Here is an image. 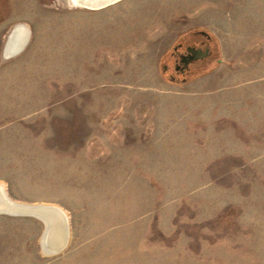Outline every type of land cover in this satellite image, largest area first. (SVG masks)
Wrapping results in <instances>:
<instances>
[{
	"label": "rangeland",
	"instance_id": "1",
	"mask_svg": "<svg viewBox=\"0 0 264 264\" xmlns=\"http://www.w3.org/2000/svg\"><path fill=\"white\" fill-rule=\"evenodd\" d=\"M240 1L0 0V184L70 230L46 256L40 220L0 214V264H264V92L229 91L261 83L264 54L232 63L213 36L264 13ZM201 32L212 54L172 83L169 53Z\"/></svg>",
	"mask_w": 264,
	"mask_h": 264
},
{
	"label": "crops",
	"instance_id": "2",
	"mask_svg": "<svg viewBox=\"0 0 264 264\" xmlns=\"http://www.w3.org/2000/svg\"><path fill=\"white\" fill-rule=\"evenodd\" d=\"M233 1L236 2L237 0H229V2H233ZM243 1L249 2L253 6H255L254 4H258V6L260 5L262 6L264 4V0H241L240 4ZM237 9H240V8H236V10ZM246 13L247 12H245L244 15L243 13L236 14L237 16H239L238 19L241 20V23L234 25L230 22L228 25H226L230 28L229 35H227V38H226V34H222L221 31L215 28L216 25H214L213 36L215 37V39L218 41L220 45V52H221L220 54L223 56L225 54L226 60L227 58L229 60L232 59V63H234L233 61H238L242 58L244 59L249 58L248 55L250 53H261V54L263 53L264 54V13L262 11L260 12L259 9L252 10L250 14H246ZM249 19L250 21H247ZM253 40L254 42H252ZM253 43H256L255 47H250V45ZM242 44H245V46H242ZM226 45H228V48ZM232 52L234 55L232 54ZM252 67L253 66H251L250 64L249 65L245 64V66L236 67V68H238L239 71L244 72L243 75H246V74L252 75L253 73ZM257 76H260L259 81H261V83L253 82L254 79H251L252 81L247 80V82L243 84H235L234 88H230L229 91L235 92L238 90H241V91L246 90V91L264 92V71H262L261 73L258 72ZM229 83L228 84L223 83V84L230 86ZM257 86H260V87H257ZM222 90L223 88L217 89V91L219 92ZM258 105L259 104H256V106ZM261 106L264 107V104L262 103ZM245 107L247 106L245 105ZM229 114H230L229 116H231V112ZM261 122L264 123V119H262Z\"/></svg>",
	"mask_w": 264,
	"mask_h": 264
},
{
	"label": "water",
	"instance_id": "3",
	"mask_svg": "<svg viewBox=\"0 0 264 264\" xmlns=\"http://www.w3.org/2000/svg\"><path fill=\"white\" fill-rule=\"evenodd\" d=\"M72 1L73 3L81 5L83 7L101 9L109 5L115 4L121 0H72ZM17 28L18 27L14 29V31L12 32V34L10 35L8 39L5 53H6V50L8 49V46H12V44L16 40V36H17L16 29ZM27 41L28 39L24 42L25 43L24 46L21 47L17 52H13L11 54L8 53L6 55L13 56V55L19 54L26 46ZM193 51L194 50L189 51V53L193 56L191 58V61L203 59L209 54V50H207L203 55H199L198 51H195V52ZM13 203L20 204L14 201ZM21 205H23L22 208H19L16 212H11L9 210H1L0 214H8V215H14V216L15 215L32 216L40 220L44 225V233L40 241L42 253L46 256H54V255L61 253L67 247L69 243V239H70V234H68V236L66 235L65 237H63L61 241L59 240L60 232L66 233L67 228L69 227V225L67 227L64 221L62 220V218H60V216L62 217L63 215L67 216L64 213V211L56 206L46 205V204H35V205L21 204Z\"/></svg>",
	"mask_w": 264,
	"mask_h": 264
},
{
	"label": "flooded vegetation",
	"instance_id": "4",
	"mask_svg": "<svg viewBox=\"0 0 264 264\" xmlns=\"http://www.w3.org/2000/svg\"><path fill=\"white\" fill-rule=\"evenodd\" d=\"M199 35L202 38H199ZM199 35H195V38L191 42L184 40L173 47L164 66V72L172 83L186 80L191 73L192 65L203 62L212 54L211 38L204 32H201ZM190 50H194L193 52L198 51L199 55H203L209 50V54L203 59L191 61L193 56L189 53Z\"/></svg>",
	"mask_w": 264,
	"mask_h": 264
},
{
	"label": "bare ground",
	"instance_id": "5",
	"mask_svg": "<svg viewBox=\"0 0 264 264\" xmlns=\"http://www.w3.org/2000/svg\"><path fill=\"white\" fill-rule=\"evenodd\" d=\"M26 28V27H25ZM23 28V27H18L17 30V36H16V40L15 42L12 44V46H8V49L6 50V54H11L13 52H17L21 47L24 46V42L28 39V31ZM22 204V203H21ZM21 204H15L13 203V201L7 196L6 191H5V186L4 184H0V211L1 210H9L11 212H16L19 208H22L23 205ZM30 205V204H29ZM16 206V207H15ZM25 206V205H24ZM18 207V208H17ZM58 207V206H57ZM59 208V207H58ZM62 209V208H61ZM63 210V209H62ZM60 216V215H59ZM60 218H62V220L64 221V223L66 224V226L68 227V219L67 216L63 215L62 217L60 216ZM60 220V221H62ZM59 221V219H58ZM64 224V225H65ZM69 227L67 228L66 233L65 232H60L59 235V240L61 241L63 237H65L66 235L68 236L69 234ZM63 231V230H62Z\"/></svg>",
	"mask_w": 264,
	"mask_h": 264
},
{
	"label": "trees",
	"instance_id": "6",
	"mask_svg": "<svg viewBox=\"0 0 264 264\" xmlns=\"http://www.w3.org/2000/svg\"><path fill=\"white\" fill-rule=\"evenodd\" d=\"M171 53H169V55H170Z\"/></svg>",
	"mask_w": 264,
	"mask_h": 264
}]
</instances>
